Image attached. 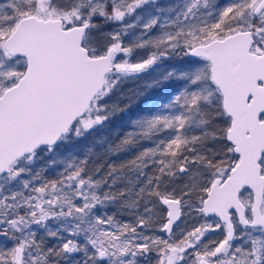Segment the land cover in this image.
Masks as SVG:
<instances>
[{
    "label": "snow or ice",
    "instance_id": "1",
    "mask_svg": "<svg viewBox=\"0 0 264 264\" xmlns=\"http://www.w3.org/2000/svg\"><path fill=\"white\" fill-rule=\"evenodd\" d=\"M0 264H264V0H0Z\"/></svg>",
    "mask_w": 264,
    "mask_h": 264
}]
</instances>
